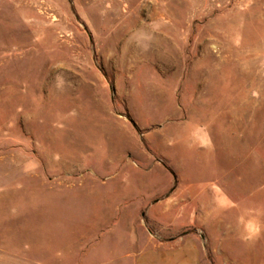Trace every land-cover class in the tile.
I'll return each instance as SVG.
<instances>
[{"label": "rangeland", "instance_id": "obj_1", "mask_svg": "<svg viewBox=\"0 0 264 264\" xmlns=\"http://www.w3.org/2000/svg\"><path fill=\"white\" fill-rule=\"evenodd\" d=\"M211 190L264 264V0H0V264H130Z\"/></svg>", "mask_w": 264, "mask_h": 264}, {"label": "crops", "instance_id": "obj_2", "mask_svg": "<svg viewBox=\"0 0 264 264\" xmlns=\"http://www.w3.org/2000/svg\"><path fill=\"white\" fill-rule=\"evenodd\" d=\"M221 196L216 190L209 192V206L203 207L199 227L176 226L170 219L158 222L154 217L152 224L160 223L153 230L142 223L133 229L126 241L128 250L125 258L130 264H224L232 263L223 250L224 238L221 235V218L217 216V199ZM160 205V202H158ZM165 223V225H163ZM192 224V225H193ZM140 232L137 233V230Z\"/></svg>", "mask_w": 264, "mask_h": 264}]
</instances>
